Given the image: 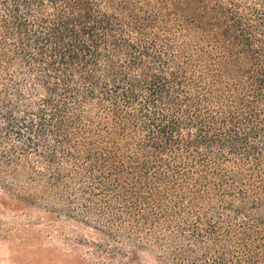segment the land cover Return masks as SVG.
<instances>
[{
    "label": "trees",
    "instance_id": "16d2710c",
    "mask_svg": "<svg viewBox=\"0 0 264 264\" xmlns=\"http://www.w3.org/2000/svg\"><path fill=\"white\" fill-rule=\"evenodd\" d=\"M0 190L79 264H264V0H0Z\"/></svg>",
    "mask_w": 264,
    "mask_h": 264
},
{
    "label": "rangeland",
    "instance_id": "374dc122",
    "mask_svg": "<svg viewBox=\"0 0 264 264\" xmlns=\"http://www.w3.org/2000/svg\"><path fill=\"white\" fill-rule=\"evenodd\" d=\"M2 195L0 190V264H79L77 259L88 252L79 236L88 237V230L65 236L48 232L51 222L38 211L14 210L12 203H1ZM64 224L72 228L69 221Z\"/></svg>",
    "mask_w": 264,
    "mask_h": 264
}]
</instances>
